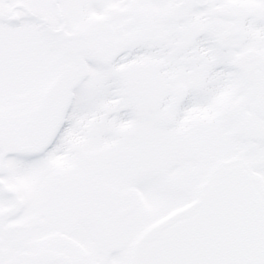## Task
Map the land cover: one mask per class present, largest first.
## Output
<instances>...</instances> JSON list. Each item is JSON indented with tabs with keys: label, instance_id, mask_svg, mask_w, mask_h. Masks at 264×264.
<instances>
[{
	"label": "snow or ice",
	"instance_id": "1",
	"mask_svg": "<svg viewBox=\"0 0 264 264\" xmlns=\"http://www.w3.org/2000/svg\"><path fill=\"white\" fill-rule=\"evenodd\" d=\"M0 264H264V0H0Z\"/></svg>",
	"mask_w": 264,
	"mask_h": 264
}]
</instances>
